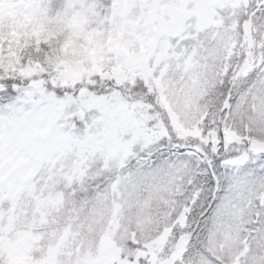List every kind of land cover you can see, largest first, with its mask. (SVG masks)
<instances>
[{"label":"snow or ice","instance_id":"obj_1","mask_svg":"<svg viewBox=\"0 0 264 264\" xmlns=\"http://www.w3.org/2000/svg\"><path fill=\"white\" fill-rule=\"evenodd\" d=\"M0 264H264V0H0Z\"/></svg>","mask_w":264,"mask_h":264}]
</instances>
